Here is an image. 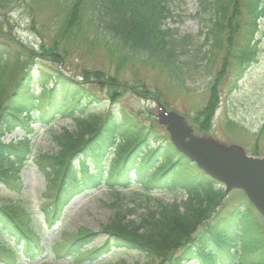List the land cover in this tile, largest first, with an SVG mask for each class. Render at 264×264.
Here are the masks:
<instances>
[{"label": "trees", "instance_id": "trees-1", "mask_svg": "<svg viewBox=\"0 0 264 264\" xmlns=\"http://www.w3.org/2000/svg\"><path fill=\"white\" fill-rule=\"evenodd\" d=\"M170 1L73 0L63 31L74 25L78 15L92 38L106 39L109 49L117 46L151 66H173L189 45V35L165 26ZM239 1H202L201 11L211 15L207 39L212 40L213 47L222 46L220 34L226 27L229 35L235 30L232 21L239 12ZM245 4L251 29L247 44L240 49V64L248 66L254 54L253 39L260 28L258 20L264 16V0H246ZM233 5L234 12L228 16ZM4 35L6 38L0 40V192L10 193L0 194V217L11 223L8 229L0 228V248L19 260L13 244L25 242L35 250L24 258L30 264H38L36 261L48 254L54 256L53 264L68 258L73 264H104L107 256L117 255L118 249L136 250L146 262L120 259L116 264H264V218L261 214L252 217L254 207L245 195L221 217L216 210L227 205L223 185L198 169L167 136L160 137L161 127L155 117L149 116V125L127 112L119 117L120 111L113 107L118 96L131 90L137 94V87L118 83L116 77L99 69L84 70L83 80H78L64 68L51 75L49 67L37 73L30 67L14 70L20 78L13 84V69L23 62L30 64L35 56L62 65L66 59L63 61L58 47L51 49L43 44L37 55L27 51L12 32ZM95 87L108 89L107 95L101 97ZM212 93L203 112L205 130H209L208 122L218 104L216 87ZM55 119H70L74 127L71 131H51L58 152L38 154L37 165L48 181L43 197L49 201L41 207L42 221L48 225L61 221L71 199L103 186L116 195L114 205L125 204V198L134 207L136 202L142 203L144 210L137 214V220H129L126 211L119 208L112 222L105 224V236L84 227L74 235L64 233L63 241H56L50 248L40 245L38 236L34 240V228L40 224L35 211L24 206L21 198L12 200L23 194L19 172L31 149L27 136L34 132L32 122L46 125ZM16 129L23 130L25 138L6 142ZM158 190L180 191L181 197L171 202L152 197ZM10 236L13 241L8 240ZM95 239L99 245L91 247ZM0 261L20 263L5 262L2 257Z\"/></svg>", "mask_w": 264, "mask_h": 264}, {"label": "rangeland", "instance_id": "rangeland-1", "mask_svg": "<svg viewBox=\"0 0 264 264\" xmlns=\"http://www.w3.org/2000/svg\"><path fill=\"white\" fill-rule=\"evenodd\" d=\"M202 1H170L165 26L179 31L181 35H189L187 39L189 45L185 47L183 53H179L181 56L179 62L175 64L176 67L167 64L157 67L143 63L142 60H135L138 58L125 54L117 46L109 49L106 39L92 38L86 23H82L81 16L77 15L74 25L69 30L66 28L63 31V23L70 14L73 0L71 2L69 0H0V30L3 29V33L0 32V40L6 38L5 33L12 32L27 51L33 50L38 55L39 51L42 52L41 45L45 44L47 48L55 46L59 49V55L63 56V61L66 59L62 65L56 60L35 56L30 64L23 62L13 69L11 74L14 78L13 84L17 78H20L14 70H22L26 67L34 69L36 73L41 68L49 67L47 70L52 73L51 75L64 68L69 75L79 80H83L81 76L84 70L99 69L106 75L116 77L118 83L137 87L138 93H141L136 94L131 90L118 96L120 106L116 105L115 108L121 113L119 117L120 115L122 117L123 112H127L130 117L134 116L149 125V116L159 118L164 108L182 116L183 124L192 128V135L195 137H212L223 145H239L248 155L264 157V16L258 20L260 28L253 39V59L247 64L248 66H243L240 64L241 47L247 44L251 29L248 26V15H245L246 0L237 3L239 12L233 15L235 19L232 21L235 30L230 35L228 27L223 30L220 34L222 42L220 47H213L212 40L207 39L211 15L204 13V9L201 11L204 5ZM233 12L234 5L228 16ZM206 52L208 55L204 58ZM213 87H216L218 92V104L208 122L210 128L206 123L209 130H205L203 112L207 110L208 102L213 95ZM95 91L101 97H105L108 89L95 87ZM52 122L45 126L37 121L32 122L34 132L28 136L31 138L32 147L28 154L27 167L23 171L24 188L27 190L24 197L36 213L40 203L45 202L43 195L48 191L47 180L38 170L35 160L38 154L58 152L59 145L51 138V131L63 132L64 129L71 131L74 127L70 119H55ZM160 127L161 130L158 132L160 137H169L166 127ZM13 138L22 139V130L17 129L5 140L10 141ZM236 192L233 190L226 196L227 205L222 209L221 217L242 200V194ZM8 193L10 192L7 190L0 192L5 196ZM152 193V197H160L166 202L179 200L181 197L180 191ZM115 197L116 195L105 186L76 197L65 209L62 222L51 228L56 230L52 239H61L63 231L74 235L84 227L100 233V236H105L104 226L112 222L119 208L126 211L129 220H137V214L144 210L143 204L136 202L134 207V203L129 198H125V204L114 205ZM13 201H16V198ZM132 208L135 210L129 211ZM258 214V210H254L252 217L255 218ZM35 218L40 220L42 215L36 214ZM261 226L264 228V220H261ZM35 231L37 235H42L44 240L53 234V230L47 229L41 222L36 226ZM96 244H99L98 240L92 245ZM116 253L115 256H107L104 264H116L120 259L127 262H146V258L136 250L118 249ZM0 256L7 255L0 254ZM53 257V255L46 256L37 263H56ZM58 262L73 264L71 259Z\"/></svg>", "mask_w": 264, "mask_h": 264}, {"label": "water", "instance_id": "water-1", "mask_svg": "<svg viewBox=\"0 0 264 264\" xmlns=\"http://www.w3.org/2000/svg\"><path fill=\"white\" fill-rule=\"evenodd\" d=\"M160 122L176 148L192 158L208 175L226 185V193L242 189L264 215V157L250 156L239 145H223L212 137L192 135L177 112L162 108Z\"/></svg>", "mask_w": 264, "mask_h": 264}]
</instances>
